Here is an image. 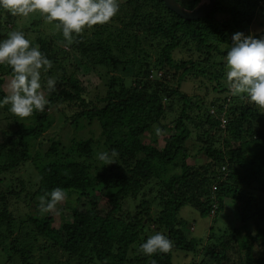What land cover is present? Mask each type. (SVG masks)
I'll return each instance as SVG.
<instances>
[{
  "label": "trees",
  "instance_id": "16d2710c",
  "mask_svg": "<svg viewBox=\"0 0 264 264\" xmlns=\"http://www.w3.org/2000/svg\"><path fill=\"white\" fill-rule=\"evenodd\" d=\"M176 1L191 10L200 0ZM215 1L205 18L193 21L161 0L119 2L108 23L74 36L69 54L41 38L31 41L52 63L42 83L53 78L56 85L51 92L45 88L48 104L32 114L31 123L3 118L8 120L0 142V252L12 260L4 264H173L175 252L199 256L196 264H264V109L229 93L226 65L219 60L232 34L264 36L251 32L261 22L264 0ZM177 49L188 58L176 61ZM118 65L131 71L129 80L115 83L111 77L104 96L90 101L95 82L87 77L94 67ZM9 76V67L0 65V85ZM191 78H201L215 97L183 92L181 85ZM5 94L0 89V97ZM137 116L146 118L141 127ZM112 151V164L98 159ZM198 157L205 162L189 163ZM32 169L37 176H29ZM57 187L67 193L58 205L59 227L50 212L39 209L40 197ZM12 199L26 209L13 212ZM183 207L213 225L228 207L239 227L215 232L212 225L205 240L197 239L190 235L192 226L186 233ZM157 232L173 247L144 255L139 245ZM57 254L59 263L52 260Z\"/></svg>",
  "mask_w": 264,
  "mask_h": 264
},
{
  "label": "clouds",
  "instance_id": "9594fccd",
  "mask_svg": "<svg viewBox=\"0 0 264 264\" xmlns=\"http://www.w3.org/2000/svg\"><path fill=\"white\" fill-rule=\"evenodd\" d=\"M0 10L23 17L38 12L59 31L67 47L86 27L108 23L118 13L119 3L118 0H0ZM231 41L224 57L229 93L264 109V36L255 38L236 32ZM0 65H7L11 71L10 79L0 85L6 92L0 97V104L8 105L10 112L20 119L44 111L48 104L45 88L48 92L54 90L56 80L48 78L42 83V72L50 69L52 63L39 46H33L23 32L11 31L5 39H0ZM156 134L162 135L161 129L157 128ZM114 156L115 151L102 152L98 159L109 165ZM66 199L64 189L54 188L40 197L39 209L43 213L59 214L58 205ZM172 247V241L157 232L139 245V251L151 256L166 253Z\"/></svg>",
  "mask_w": 264,
  "mask_h": 264
},
{
  "label": "rangeland",
  "instance_id": "374dc122",
  "mask_svg": "<svg viewBox=\"0 0 264 264\" xmlns=\"http://www.w3.org/2000/svg\"><path fill=\"white\" fill-rule=\"evenodd\" d=\"M127 0H118L119 2H125ZM3 19L0 20V39H5L7 37V35L11 32V31H21L25 34L26 38H28L30 41H34L37 38H41L43 40H45V42L47 44H50V46H53L56 50H58L56 47L61 48V49H66V53L69 54L70 52H67L68 50V46L65 47L62 43V41H59L58 38L62 37V35L59 33L58 30H56L54 28V26L52 24H48L46 23L42 16L38 13H32L29 14L27 17H23V16H13L8 12H5L3 14ZM261 22H254L251 26V32L252 34H259L262 31H264V14L262 16L259 17ZM34 22H39V25L36 26H32V23ZM87 29H89V31H93L92 27H86ZM63 38V37H62ZM152 53V52H150ZM67 54H64L63 58L66 59V65H68V62L70 63V59L67 60L68 56ZM173 56L174 59L176 61L183 59H187L188 58V53L185 52H180L178 49L175 50L173 52ZM222 60L224 63V59H220ZM89 66H82V69L88 70ZM48 71H43L42 72V81L44 80V77L46 76ZM226 73V72H225ZM157 76H159L160 78L163 76L161 70H157L155 73ZM131 75V71L129 70H124V67L122 65H118L117 67H115L114 69H110L108 70V67H104L102 68V66H98V67H94L93 71L91 72V74H89V76L87 77L88 79H90L92 82H95V85L91 88V90L88 92L89 93V97L88 99L90 101H94L95 98L97 97L98 100L100 98H102L104 96V93L107 91V86H105V81L110 80L111 77H114L115 80L114 82L116 83V81L118 82L117 79H126L129 80V76ZM79 78H82V81L85 79L83 78V76L78 75ZM171 77V74L168 73L167 75V79H169ZM10 79V76L6 78L5 82H7ZM122 79V80H123ZM162 79V78H161ZM201 78L196 79V81L189 79L186 82H184L181 85V90L185 93H187L188 95H193V96H199V98L203 97L205 92L208 93V99H211L213 97H215V94L213 93L212 89L208 87L207 90L203 89V85L200 84ZM199 82V83H198ZM6 93V92H5ZM46 95V94H45ZM217 96V95H216ZM223 95H219L218 97H222ZM47 98V96H46ZM75 109V108H74ZM6 110V111H4ZM262 111V109H261ZM145 116L147 115V112L145 111ZM9 114L11 117H13V120L17 123H22V124H29L33 121V118L30 116L28 118L25 119H20L17 116H15L13 113L10 112L9 110V106L8 105H3V110L0 111V142H1V138H2V131L5 130L6 125L5 123L7 122L8 118L6 120H3L4 115ZM196 112L193 110L192 115H195ZM7 117V116H6ZM137 116L135 118L136 121L140 122L139 125L137 127H141L144 124V120L146 119L145 117ZM58 121V117L56 116L55 118ZM173 119V115L172 114H168L166 121L167 123L171 122V120ZM56 121V123H57ZM11 125L12 122L8 121ZM262 125L264 127V119L262 120ZM93 126H96V122H94ZM56 127V126H55ZM12 128V127H11ZM93 127L90 128V130H92ZM45 135H47V132L45 133ZM73 136V135H71ZM77 139V135L75 136ZM71 138V137H70ZM162 145V142L160 143V147ZM251 147V146H250ZM250 147L248 148V150L250 149ZM251 150V149H250ZM258 151L260 152V149L257 148L256 149V153H258ZM189 163L192 164H198L200 162H205L204 159L199 157L198 159L195 158H191L188 160ZM29 176H31L32 174L37 176L36 171H34L33 169L31 171L28 172ZM19 174V173H17ZM11 183H13V180H10ZM12 186V184H11ZM14 187V186H12ZM10 209L13 212H17V214H20L21 212L24 211V209H26L25 204L23 203V201H18V200H13L10 203ZM234 210L230 209V208H226L225 210H223V212H221V214L218 217V221L217 224L213 225L211 223V219L210 218H202L198 212H196L195 210H193L190 207H183L180 211H179V216L184 220V222L187 223L186 227H187V234H189V226H192L193 231L190 233L191 236L197 238V239H201V240H205L207 237V233H209V226L214 227V231L218 232V229H224L225 227L228 228H232V227H239V223L238 221H236L234 219L235 217V212H233ZM225 212V213H224ZM51 215L54 218V225L56 227H59L61 224V219L59 217V214L61 215V212L59 214H57L55 211L50 212ZM62 214L66 215L65 219L69 218V213L66 210H62ZM70 220V219H68ZM241 233V232H240ZM52 260L55 261V263H59L57 261L62 260L60 258V256L57 255H53L52 256ZM8 259L10 261L11 258H8V255L2 254L0 252V264H4L5 260ZM200 257L199 256H194L192 257V255H188L186 256L185 254H183L182 252H175L172 255V263L173 264H196L200 261ZM208 262L204 263L207 264Z\"/></svg>",
  "mask_w": 264,
  "mask_h": 264
},
{
  "label": "water",
  "instance_id": "95a60500",
  "mask_svg": "<svg viewBox=\"0 0 264 264\" xmlns=\"http://www.w3.org/2000/svg\"><path fill=\"white\" fill-rule=\"evenodd\" d=\"M164 6L181 17L183 20L193 21L199 18H205L215 7V0H200L191 10L183 8L176 0H161Z\"/></svg>",
  "mask_w": 264,
  "mask_h": 264
},
{
  "label": "built area",
  "instance_id": "2783aa9c",
  "mask_svg": "<svg viewBox=\"0 0 264 264\" xmlns=\"http://www.w3.org/2000/svg\"><path fill=\"white\" fill-rule=\"evenodd\" d=\"M210 112L213 114V110H211ZM221 122H222V124H225V120H224L223 116L221 117Z\"/></svg>",
  "mask_w": 264,
  "mask_h": 264
}]
</instances>
